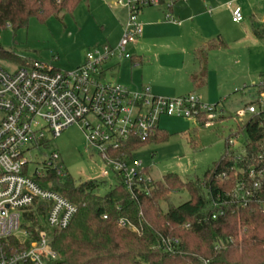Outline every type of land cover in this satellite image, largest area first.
Instances as JSON below:
<instances>
[{
    "label": "rangeland",
    "instance_id": "374dc122",
    "mask_svg": "<svg viewBox=\"0 0 264 264\" xmlns=\"http://www.w3.org/2000/svg\"><path fill=\"white\" fill-rule=\"evenodd\" d=\"M236 7L242 10L241 22L232 19ZM168 12L181 21L180 25L164 19ZM122 18H126L125 12L111 8L105 0H81L72 12L62 10L43 19L33 16L27 26L17 29L7 26L0 30V47L9 50L13 58L0 57V66L12 72L22 61L39 60L60 70L72 69L94 47L117 46L124 30ZM158 20L170 24L153 25ZM139 21L143 34L137 44L128 46L136 58L108 59L103 81L130 89L148 86L154 94L165 97H176L170 93L175 89L193 90L204 103L223 111L225 118L206 128L193 118L163 115L159 129L170 134L168 139L135 150L129 165L141 161L155 181H162L168 173L184 180L202 179L224 155L227 139L252 116L240 111L251 103L258 104L260 85L264 84V42L253 33V25L264 26V0H176L172 9L165 4L146 8ZM208 43L218 45L208 52V82L202 90L193 89L190 75L199 68L194 51ZM45 134L49 141L31 149L30 172L41 169L55 151L60 155L57 163L76 184L98 179L102 182L100 194L117 184L114 177L102 176L105 164L89 146L80 126L70 125L56 138ZM244 136L235 148L244 144ZM189 198L185 190L170 195L174 205ZM161 204L166 209V202Z\"/></svg>",
    "mask_w": 264,
    "mask_h": 264
},
{
    "label": "built area",
    "instance_id": "2783aa9c",
    "mask_svg": "<svg viewBox=\"0 0 264 264\" xmlns=\"http://www.w3.org/2000/svg\"><path fill=\"white\" fill-rule=\"evenodd\" d=\"M105 1L126 13L123 34L115 48L94 47L81 64L68 70L39 60L12 72L0 66V264H54L59 254L51 246V232L68 228L78 211L75 203L52 188L51 174L61 179L70 176L57 163L58 152H52L41 169L29 170L31 149L49 141L45 132L56 138L68 126H80L89 146L105 164L102 176L121 177L131 193L141 188L148 194L155 180L141 161L129 165L135 152H129L131 144L155 135L163 115L193 118L206 128L225 118L216 105L204 103L195 93L165 97L154 94L148 86L130 89L104 82L108 59L133 58L128 46L137 43L143 34V23L139 21L142 12L163 4L171 9L175 0ZM165 19L176 22L171 12L165 14ZM232 19L243 20L240 7L232 10ZM257 103L258 107L246 105L240 114L254 115L264 110V91L259 93ZM242 135L237 129L227 139L231 150L240 149L235 147ZM257 160V165L242 174V178L253 180L252 187L241 189L245 183L240 181L234 195L229 193L231 202L247 205L259 198L264 148ZM222 206L213 218L225 213ZM22 219L26 222L21 223ZM120 223L126 225L123 219ZM165 242L168 253H174L180 244L177 238Z\"/></svg>",
    "mask_w": 264,
    "mask_h": 264
},
{
    "label": "trees",
    "instance_id": "16d2710c",
    "mask_svg": "<svg viewBox=\"0 0 264 264\" xmlns=\"http://www.w3.org/2000/svg\"><path fill=\"white\" fill-rule=\"evenodd\" d=\"M80 2L0 0V30L25 27L33 16L43 19L62 10L72 12ZM253 33L264 42V26L254 24ZM217 46L208 43L195 52L199 71L191 76L194 89L207 84L208 52ZM0 57L12 59L13 55L0 47ZM30 62L22 61V65ZM262 91L264 84L260 85ZM238 132L245 135L244 144L236 151L226 144L222 158L202 179L184 180L168 173L162 181H155L148 194L141 188L131 193L121 177L100 194L102 182L98 179L76 184L71 176L61 179L51 174L52 188L78 207L68 228L51 232V246L59 254L54 264H264V179L259 198L246 207L231 202L229 194L234 195L240 181L245 183L241 189L253 185V180L242 178V174L259 163L258 154L264 148V110L252 115L244 127L238 126ZM169 135L159 129L155 135L135 141L128 150L132 153L150 142L165 141ZM181 190L190 198L174 205L170 195ZM220 206L225 213L213 218ZM168 238L180 240L174 253L164 249Z\"/></svg>",
    "mask_w": 264,
    "mask_h": 264
},
{
    "label": "crops",
    "instance_id": "0c3cea01",
    "mask_svg": "<svg viewBox=\"0 0 264 264\" xmlns=\"http://www.w3.org/2000/svg\"><path fill=\"white\" fill-rule=\"evenodd\" d=\"M121 10H123L122 8H120ZM123 12H125L124 10H123ZM144 12V11H143ZM142 12V13H143ZM125 15H126V13H125ZM125 17V16H124ZM124 19H126V18H122V23H121V26L123 27V25H124ZM164 19H165V17H164ZM166 20V19H165ZM168 21V20H167ZM175 21H173V23H174ZM175 23H177V25H180V23H181V21L180 20H176V22ZM163 25V24H170V23H165L164 21H161V20H158V21H153V25ZM138 43V42H137ZM137 43H135V44H137ZM197 50H195L194 52H196ZM194 55H195V53H194ZM134 58H136V56L135 55H133V59ZM140 56L138 57V59L137 60H139V61H137L138 63L140 62ZM138 63H136V64H138ZM199 71V68L197 69V70H195L193 73H191V75H190V79H191V76L192 75H194V74H196L197 72ZM191 83H192V81H191ZM192 86H193V84H192ZM202 88V87H201ZM201 88H198L197 90H202ZM193 89H194V87H193ZM193 91V90H192ZM192 91H190V92H180V91H178V90H173V92H170V93H172V95H175V96H180V95H186V94H189V93H192ZM162 93H164V92H162ZM168 93V92H167ZM159 127H160V123H159Z\"/></svg>",
    "mask_w": 264,
    "mask_h": 264
}]
</instances>
